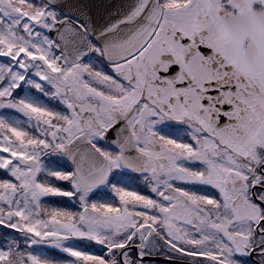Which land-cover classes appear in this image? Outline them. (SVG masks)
<instances>
[{"label":"snow or ice","instance_id":"6c2138e0","mask_svg":"<svg viewBox=\"0 0 264 264\" xmlns=\"http://www.w3.org/2000/svg\"><path fill=\"white\" fill-rule=\"evenodd\" d=\"M0 264H264V0H0Z\"/></svg>","mask_w":264,"mask_h":264},{"label":"water","instance_id":"95a60500","mask_svg":"<svg viewBox=\"0 0 264 264\" xmlns=\"http://www.w3.org/2000/svg\"><path fill=\"white\" fill-rule=\"evenodd\" d=\"M97 4H106V3H120L121 0H95Z\"/></svg>","mask_w":264,"mask_h":264},{"label":"rangeland","instance_id":"374dc122","mask_svg":"<svg viewBox=\"0 0 264 264\" xmlns=\"http://www.w3.org/2000/svg\"><path fill=\"white\" fill-rule=\"evenodd\" d=\"M0 231H2V229H0Z\"/></svg>","mask_w":264,"mask_h":264}]
</instances>
